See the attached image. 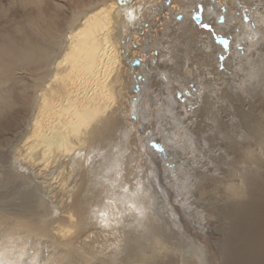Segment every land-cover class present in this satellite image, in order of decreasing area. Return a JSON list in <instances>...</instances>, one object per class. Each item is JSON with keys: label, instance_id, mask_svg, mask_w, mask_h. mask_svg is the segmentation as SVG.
I'll use <instances>...</instances> for the list:
<instances>
[{"label": "bare ground", "instance_id": "1", "mask_svg": "<svg viewBox=\"0 0 264 264\" xmlns=\"http://www.w3.org/2000/svg\"><path fill=\"white\" fill-rule=\"evenodd\" d=\"M0 264H264V0L0 3Z\"/></svg>", "mask_w": 264, "mask_h": 264}, {"label": "snow or ice", "instance_id": "2", "mask_svg": "<svg viewBox=\"0 0 264 264\" xmlns=\"http://www.w3.org/2000/svg\"><path fill=\"white\" fill-rule=\"evenodd\" d=\"M198 7H202V5L201 6H198ZM198 12H196V13H193V18L195 19L196 18V14H197ZM211 27V25H208V28H210Z\"/></svg>", "mask_w": 264, "mask_h": 264}, {"label": "rangeland", "instance_id": "3", "mask_svg": "<svg viewBox=\"0 0 264 264\" xmlns=\"http://www.w3.org/2000/svg\"><path fill=\"white\" fill-rule=\"evenodd\" d=\"M8 0H0V3H6Z\"/></svg>", "mask_w": 264, "mask_h": 264}]
</instances>
